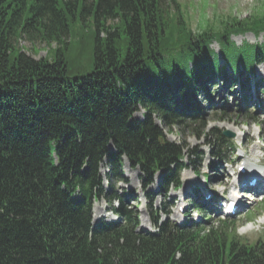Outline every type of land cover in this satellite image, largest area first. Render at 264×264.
Segmentation results:
<instances>
[{
  "label": "trees",
  "instance_id": "1",
  "mask_svg": "<svg viewBox=\"0 0 264 264\" xmlns=\"http://www.w3.org/2000/svg\"><path fill=\"white\" fill-rule=\"evenodd\" d=\"M218 18L221 30L194 32L177 0H0V264H264V239L250 245L209 217L178 225L156 213V230L140 229L115 189L124 158L147 184L160 171L166 188L180 186L184 145L167 133L202 119L196 95L211 100L215 76L264 62V40L232 39L264 34V8ZM21 38L45 42L46 55L17 47ZM85 40L90 69L71 75ZM215 134L224 157L234 146ZM101 198L118 200L119 221L93 225Z\"/></svg>",
  "mask_w": 264,
  "mask_h": 264
},
{
  "label": "rangeland",
  "instance_id": "2",
  "mask_svg": "<svg viewBox=\"0 0 264 264\" xmlns=\"http://www.w3.org/2000/svg\"><path fill=\"white\" fill-rule=\"evenodd\" d=\"M177 1L180 4L182 13L185 15L188 26L194 32H200L205 29H212L213 31L221 30L220 19L218 18L220 12L233 13L238 18H244L250 13L255 12L258 8H264V0ZM233 40L237 45H242L244 41L256 44L263 41V36L255 37L252 33H246L233 36ZM16 46L21 47L26 53L36 59L44 57L49 49V46L45 42L39 41L33 44L25 38L19 39ZM51 46L54 47L55 44ZM78 46L79 43L75 42L69 54L70 58L73 54L77 53ZM212 48L219 52L217 43H213ZM92 51L93 47L89 40H85L81 44L80 58L70 65L71 75H81L90 69L88 58ZM221 62L223 61L221 60ZM241 66L244 67L245 65L241 63ZM250 75L259 82H264L263 64H258L255 72ZM230 90L220 93L217 87L216 90L213 88V101H202V119H198V122L193 120L177 125L167 134L170 141L184 145V152L186 155H189L187 163L190 167L185 169L181 175L182 187L177 189L171 187L166 191L159 184V174L153 178L150 185L145 187V174L139 168L131 167L129 162L124 159L123 171L126 180L117 183L115 189L119 194H125L126 201L138 210L140 214V227L153 228L151 218L153 214L159 211L162 219L168 218L181 221L182 216L187 211L194 218L196 215L191 203L192 198L196 195L198 186H204L206 183L209 189L222 195L223 188L232 185L236 179L235 164L240 161L238 160L239 155H233V150L227 149L225 152L226 158L229 161L227 164H225L226 161L223 159L213 158L212 153L216 151V131L219 133H232L233 136L227 138L234 141L240 153H243L242 148H245L246 159L253 166H259L257 164L264 162V130L262 131V128H260V122L264 123V92L261 93L259 91V94L257 93V96L263 102L260 104L256 103L253 95L252 101L248 103L249 107H247L235 96V91L229 92ZM142 114L143 110L139 111L137 116L141 117ZM253 115L259 117V123L255 122ZM195 127L198 128L197 135ZM212 129L215 130L212 131ZM258 139H261L262 142L260 143ZM244 157H242V160ZM231 164L233 165L231 166ZM106 167L107 164L104 161L101 166L103 183L106 185V188H109L110 186L105 176L107 172ZM198 190H202L201 187ZM148 192H150L151 199L147 196ZM263 204L264 202L257 204L254 210L247 216H237L236 219H233L234 224L227 221L229 223L227 228L222 225L224 217L222 215H215V218L221 219V221H213V224L229 232L236 230L237 234L245 242L253 245L264 238V223H261L264 222ZM181 207H183V212L180 211ZM93 213L96 220L99 217L115 219V213L110 210L109 202L105 199L94 202ZM197 217L200 218V214ZM249 221L253 224L252 228H248L251 226L248 223Z\"/></svg>",
  "mask_w": 264,
  "mask_h": 264
},
{
  "label": "water",
  "instance_id": "3",
  "mask_svg": "<svg viewBox=\"0 0 264 264\" xmlns=\"http://www.w3.org/2000/svg\"><path fill=\"white\" fill-rule=\"evenodd\" d=\"M225 135L231 136V134H229V133H227V132L225 133Z\"/></svg>",
  "mask_w": 264,
  "mask_h": 264
},
{
  "label": "bare ground",
  "instance_id": "4",
  "mask_svg": "<svg viewBox=\"0 0 264 264\" xmlns=\"http://www.w3.org/2000/svg\"><path fill=\"white\" fill-rule=\"evenodd\" d=\"M202 78V77H201ZM201 80V79H200ZM263 217V216H262ZM261 223H264V222H261Z\"/></svg>",
  "mask_w": 264,
  "mask_h": 264
}]
</instances>
